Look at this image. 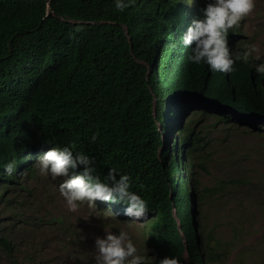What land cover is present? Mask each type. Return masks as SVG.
Wrapping results in <instances>:
<instances>
[{"label": "trees", "instance_id": "16d2710c", "mask_svg": "<svg viewBox=\"0 0 264 264\" xmlns=\"http://www.w3.org/2000/svg\"><path fill=\"white\" fill-rule=\"evenodd\" d=\"M208 2L131 0L121 12L116 0H0V195L22 185L40 146L74 145L94 159L102 180L110 168L127 174L131 190L147 202L140 221L153 248L148 264L172 256L180 264H224L223 242L212 241L196 211L207 195L228 189L264 195V174L235 169L202 187L194 160L209 131L200 126L210 111L264 135V74L251 57L237 60L230 74L188 61L182 35ZM240 32L239 26L228 36L233 58L242 52L233 48ZM194 104L202 114L186 125ZM12 161L9 176L4 166ZM96 201L131 218L122 202ZM0 246L23 264L8 234H0ZM32 259L28 264H39Z\"/></svg>", "mask_w": 264, "mask_h": 264}, {"label": "rangeland", "instance_id": "374dc122", "mask_svg": "<svg viewBox=\"0 0 264 264\" xmlns=\"http://www.w3.org/2000/svg\"><path fill=\"white\" fill-rule=\"evenodd\" d=\"M239 26L241 32L233 48L240 46L243 52L246 46L255 45L257 51L251 58L256 66L264 63V0H256L255 9ZM257 55L259 60L255 58ZM201 112L197 104L188 106L183 123L193 124ZM205 114L200 127L207 126L209 132L198 144L193 159L200 185L214 186L235 169L262 176L264 148L260 147L264 145V135L253 133L245 121H222L210 111ZM179 131L177 127L172 136ZM50 149L40 146L30 170L21 176L22 185L11 184L0 195V234L6 233L12 238L18 260L28 264L33 257L39 264H96L95 239L104 237L107 230L117 235L119 231H126L148 264L153 248L147 243L146 226L140 220L120 219L112 205L97 201L92 208L85 203L77 211L69 210L59 191L64 178L41 175L36 166L38 158ZM236 161L241 167H234ZM200 162L204 167L199 166ZM69 171L70 175L76 173ZM190 182L193 184L194 179ZM2 191L0 188V193ZM207 196L196 211L197 220L201 221L206 234L214 237L213 242H223L226 253L222 262L264 264V195L252 193L245 197L242 191L228 189L219 195ZM63 223L68 224V232L63 230ZM0 264H14L2 246Z\"/></svg>", "mask_w": 264, "mask_h": 264}, {"label": "clouds", "instance_id": "9594fccd", "mask_svg": "<svg viewBox=\"0 0 264 264\" xmlns=\"http://www.w3.org/2000/svg\"><path fill=\"white\" fill-rule=\"evenodd\" d=\"M185 2L191 5L193 0ZM130 4L131 0L128 3L116 0L115 7L123 12ZM255 7L256 0H210L202 9V17L193 18L182 35L183 44L191 49L188 61L197 65L206 63L213 72L229 74L234 71L237 60L247 62L257 51L256 46H246L243 52L233 58L228 36ZM255 58L260 59L258 55ZM256 71L264 74V63L258 65ZM96 138L93 135V142ZM73 147H53L39 157L36 164L41 175H50L53 179L64 178L59 184V191L70 211H77L85 203L89 208L95 207V201L101 200L128 205L125 214L136 221L147 215V202L131 190L129 175L118 174L116 169L110 168L102 180L94 167V159L83 152H74ZM78 166H83L82 172L70 175L69 170H75ZM15 170V161L4 166V172L9 176ZM105 231L104 237L97 236L95 239L96 264H147L146 257L138 253L126 231H119L118 235ZM159 264H180V260L175 256L165 257Z\"/></svg>", "mask_w": 264, "mask_h": 264}, {"label": "water", "instance_id": "95a60500", "mask_svg": "<svg viewBox=\"0 0 264 264\" xmlns=\"http://www.w3.org/2000/svg\"><path fill=\"white\" fill-rule=\"evenodd\" d=\"M49 13H52V9L50 8Z\"/></svg>", "mask_w": 264, "mask_h": 264}]
</instances>
